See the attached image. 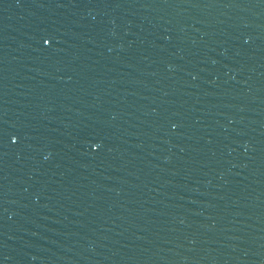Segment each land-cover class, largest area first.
Here are the masks:
<instances>
[{
    "label": "water",
    "instance_id": "obj_1",
    "mask_svg": "<svg viewBox=\"0 0 264 264\" xmlns=\"http://www.w3.org/2000/svg\"><path fill=\"white\" fill-rule=\"evenodd\" d=\"M0 264H264V0H0Z\"/></svg>",
    "mask_w": 264,
    "mask_h": 264
},
{
    "label": "snow or ice",
    "instance_id": "obj_2",
    "mask_svg": "<svg viewBox=\"0 0 264 264\" xmlns=\"http://www.w3.org/2000/svg\"><path fill=\"white\" fill-rule=\"evenodd\" d=\"M43 43H44L45 45H48V44H49V40H48V38L43 39Z\"/></svg>",
    "mask_w": 264,
    "mask_h": 264
}]
</instances>
